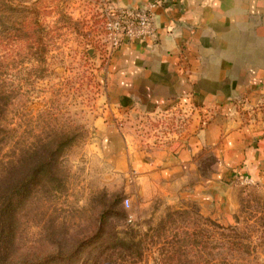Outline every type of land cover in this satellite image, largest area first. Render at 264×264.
<instances>
[{
  "label": "rangeland",
  "instance_id": "obj_1",
  "mask_svg": "<svg viewBox=\"0 0 264 264\" xmlns=\"http://www.w3.org/2000/svg\"><path fill=\"white\" fill-rule=\"evenodd\" d=\"M109 4L0 0V89L6 97L0 167L37 139L74 137L63 159L64 184L55 192L39 190L23 210L19 247L78 250L68 262L52 264H264V178L206 184L216 163L206 156L182 184L149 187L144 196L132 186L136 171L111 166L106 149L121 145L105 139L114 127L105 120L108 71L129 41L116 47L109 37ZM178 109L132 121L139 143L155 149L188 136L191 111ZM127 198L129 209L122 206ZM139 243L141 259L124 261L122 248ZM177 248L185 257L163 254Z\"/></svg>",
  "mask_w": 264,
  "mask_h": 264
},
{
  "label": "crops",
  "instance_id": "obj_2",
  "mask_svg": "<svg viewBox=\"0 0 264 264\" xmlns=\"http://www.w3.org/2000/svg\"><path fill=\"white\" fill-rule=\"evenodd\" d=\"M104 1L118 9L159 2L155 37L126 42L108 71L105 120L114 127L105 139L123 147L106 149L111 166L136 171L132 186L144 196L182 184L206 156L216 162L206 184L264 178V0ZM178 108L191 111L188 136L155 149L139 143L132 121Z\"/></svg>",
  "mask_w": 264,
  "mask_h": 264
},
{
  "label": "trees",
  "instance_id": "obj_3",
  "mask_svg": "<svg viewBox=\"0 0 264 264\" xmlns=\"http://www.w3.org/2000/svg\"><path fill=\"white\" fill-rule=\"evenodd\" d=\"M4 95L0 89V150L5 145L3 144L6 114ZM73 142L74 137L65 134L37 139L22 146L12 160L0 167V264H52L58 260L68 262L76 257L77 249L37 251L19 247L23 210L39 190L55 192L64 184L63 159ZM210 224L217 226L215 222ZM195 239L198 241L197 247L201 249L203 244L196 237L193 240L194 247ZM122 250L126 254L124 261H129L132 257L140 260L143 243L133 246L126 244ZM163 254L170 260L185 257L180 248L165 249ZM127 264L136 263L129 261Z\"/></svg>",
  "mask_w": 264,
  "mask_h": 264
},
{
  "label": "built area",
  "instance_id": "obj_4",
  "mask_svg": "<svg viewBox=\"0 0 264 264\" xmlns=\"http://www.w3.org/2000/svg\"><path fill=\"white\" fill-rule=\"evenodd\" d=\"M158 3L156 1L146 7L137 9H118L111 4L105 5L107 30L114 45L117 47L124 41L154 38L156 34L154 27L155 9ZM179 109L178 112L181 114L186 111ZM123 205L126 209H129L131 200L129 198L125 199Z\"/></svg>",
  "mask_w": 264,
  "mask_h": 264
}]
</instances>
